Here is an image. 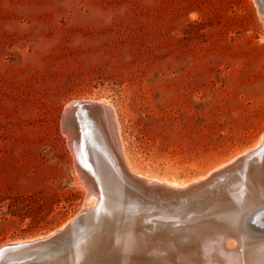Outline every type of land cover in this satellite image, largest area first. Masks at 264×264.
<instances>
[{
    "label": "rangeland",
    "instance_id": "obj_1",
    "mask_svg": "<svg viewBox=\"0 0 264 264\" xmlns=\"http://www.w3.org/2000/svg\"><path fill=\"white\" fill-rule=\"evenodd\" d=\"M260 20L253 0H0V248L87 204L60 129L72 102L106 100L129 165L156 180L203 176L252 147Z\"/></svg>",
    "mask_w": 264,
    "mask_h": 264
},
{
    "label": "water",
    "instance_id": "obj_2",
    "mask_svg": "<svg viewBox=\"0 0 264 264\" xmlns=\"http://www.w3.org/2000/svg\"><path fill=\"white\" fill-rule=\"evenodd\" d=\"M60 129L68 135L74 168L97 204L78 212L50 236L4 245L0 264H118L120 260L113 255L127 254L128 247L110 243L104 236L108 231L118 240L133 238L134 243L150 244L149 258L165 257L161 263L169 254L156 253L155 246L173 248L171 254L178 264L180 259L191 264L199 239L232 237L239 245L261 225L264 141L258 150L206 179L173 190L151 185L124 167L113 113L107 106L74 104L63 112ZM227 207L242 214L241 231L235 234L226 233ZM186 240L191 243L183 242Z\"/></svg>",
    "mask_w": 264,
    "mask_h": 264
},
{
    "label": "bare ground",
    "instance_id": "obj_3",
    "mask_svg": "<svg viewBox=\"0 0 264 264\" xmlns=\"http://www.w3.org/2000/svg\"><path fill=\"white\" fill-rule=\"evenodd\" d=\"M254 3L257 6V12L258 15L260 17V21L261 24L264 28V6L262 5L263 0H253ZM80 102H72L70 103V105L67 107V109L77 103H82V102H94V103H99L102 105L107 106L109 109H111L112 113H113V123H114V128H115V136L117 138V141L119 143V157L121 162L123 163L124 167L133 175L145 180L147 183L151 184V185H158V186H162L168 189H173V190H179V189H184L187 186L194 184L196 182H200L204 179H206L208 176H210L212 173L217 172L222 170L223 168L230 166L231 164H233L235 161L239 160L241 157L258 150L264 141V133L257 139L256 143L242 151L241 153H239L237 156H235L234 158L230 159L229 161L223 163L222 165H219L217 167H215L214 169H212L211 171H209L208 173H206L203 176L197 177V178H193V179H188L185 181H180L177 182L174 179L171 180H167V179H153V178H149L145 175H142L141 173H139L138 171L132 169V167L129 165L125 154L123 153L121 144H120V136L118 133V124H117V120H116V116H115V111L114 108L106 101V100H95V99H88V100H79ZM66 111V110H64ZM65 134V133H64ZM67 137L68 141V147H69V138L68 135H65ZM69 149H71L69 147ZM72 153V151H70ZM75 179L76 182L78 184H82L83 182L80 180L79 175L77 173V171L75 170ZM84 186V185H83ZM85 188V187H84ZM85 194H86V206L84 205V209H92L95 207V205L97 204V198L94 195H89L86 188H85ZM85 198V197H84ZM84 200V201H85ZM85 204V203H84ZM82 208V210H84ZM233 209V208H232ZM232 209H230L229 207L226 208V233L229 234L230 231L231 233L235 234L234 228H229L232 226V224L229 222L231 217L234 215H237L238 213H236V211H233ZM75 218V217H74ZM71 221V220H70ZM241 221H243L241 219ZM260 222V226L262 228H257L256 231L257 232H264V215L263 218H261L259 220ZM67 223L62 224L59 228L55 229L52 232H48L45 233L44 235H38L35 238H26L24 240H15L13 242L9 241L7 242L8 244H13V243H21L24 241H32L34 239L37 238H44L47 236L52 235L54 232L62 230ZM262 229V230H261ZM255 231V232H256ZM104 236L106 238L109 239L110 243H113L115 246L120 245L121 247H123L124 249L126 247L127 248V254L125 253L122 256H119L117 254H114L113 256H117L118 259L120 260L118 264H178V258L175 257V255L173 256L171 253L174 252L173 248H169L167 250H165L164 246H155V249H157V251H155L156 253H161V251H166L167 255L166 259L164 260L162 263L160 262L162 259H157V257H150L147 254L151 248L150 244H145L143 241H139V243H134V239H129L126 240L125 239H119L118 238H114V236L112 235V233H110L109 231L106 232L104 234ZM222 237H218L214 239H199V243L196 244L194 253H192L191 255V264H264V239L263 236H257V235H246L243 237V241H241V243L238 245L236 240L235 242L233 241V243L229 242L231 241L230 239H234L232 237H228L225 240H222ZM263 239V240H262ZM213 240V241H212ZM259 240V241H258ZM108 242V240H107ZM185 243H191V240H186L183 241ZM224 244L226 249H221L222 246L221 245ZM120 246L118 247L120 249ZM178 247V245H174V248ZM176 249V252H179ZM225 251V252H224ZM180 255V254H179ZM157 256V255H156ZM175 257V258H174ZM180 264H187L185 262H182L181 259L179 260ZM160 262V263H159ZM216 262V263H215Z\"/></svg>",
    "mask_w": 264,
    "mask_h": 264
}]
</instances>
